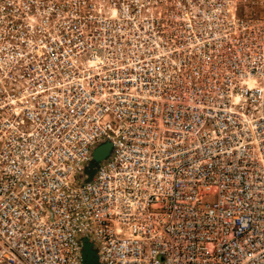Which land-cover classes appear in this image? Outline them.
Here are the masks:
<instances>
[{
    "label": "built area",
    "instance_id": "built-area-1",
    "mask_svg": "<svg viewBox=\"0 0 264 264\" xmlns=\"http://www.w3.org/2000/svg\"><path fill=\"white\" fill-rule=\"evenodd\" d=\"M84 244L264 264V0H0V264Z\"/></svg>",
    "mask_w": 264,
    "mask_h": 264
},
{
    "label": "water",
    "instance_id": "water-1",
    "mask_svg": "<svg viewBox=\"0 0 264 264\" xmlns=\"http://www.w3.org/2000/svg\"><path fill=\"white\" fill-rule=\"evenodd\" d=\"M109 145L103 144L96 148L92 153L93 162H98L99 160L103 159L108 153ZM93 167V164L88 166V170ZM89 173V172H87ZM82 260L83 264H96L94 257H92V253L88 250L87 245L82 246Z\"/></svg>",
    "mask_w": 264,
    "mask_h": 264
}]
</instances>
